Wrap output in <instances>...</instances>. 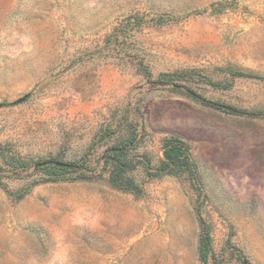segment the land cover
<instances>
[{"label":"rangeland","instance_id":"rangeland-1","mask_svg":"<svg viewBox=\"0 0 264 264\" xmlns=\"http://www.w3.org/2000/svg\"><path fill=\"white\" fill-rule=\"evenodd\" d=\"M165 139L194 175L110 184ZM0 153V264H264V0H0Z\"/></svg>","mask_w":264,"mask_h":264},{"label":"trees","instance_id":"trees-1","mask_svg":"<svg viewBox=\"0 0 264 264\" xmlns=\"http://www.w3.org/2000/svg\"><path fill=\"white\" fill-rule=\"evenodd\" d=\"M233 76L245 77L247 75L243 73H234ZM174 75L162 74L160 76L163 82L169 83ZM202 101L217 109H228V107L221 106L219 104ZM107 129H104L100 138L103 139L106 136ZM129 149L124 145H116L110 147L106 151L104 157V167L110 166V172L108 175V181L110 184L121 190L136 191L141 190L140 183L130 178L129 175L134 173L139 167H143V171L151 172V176H183L185 174H193L195 172L194 162L188 152V149L178 140L165 139L162 143L163 159L156 168L150 167L149 163L143 161V159L136 160L129 157ZM0 156L3 155L0 153ZM4 164L8 166L9 172L12 175H17L23 170L25 163L21 162L16 157H6ZM144 165V166H143ZM26 166V165H25ZM86 165L83 161L64 162L57 159H51L43 162L36 163L34 165V172H39L46 181H56L62 179H87ZM2 170V169H0ZM1 174V173H0ZM44 180V179H42ZM242 264H250L246 259H242Z\"/></svg>","mask_w":264,"mask_h":264},{"label":"water","instance_id":"water-1","mask_svg":"<svg viewBox=\"0 0 264 264\" xmlns=\"http://www.w3.org/2000/svg\"><path fill=\"white\" fill-rule=\"evenodd\" d=\"M23 100V98L22 99H19L17 102L19 103V102H21Z\"/></svg>","mask_w":264,"mask_h":264}]
</instances>
